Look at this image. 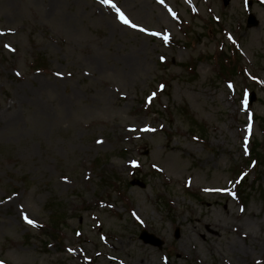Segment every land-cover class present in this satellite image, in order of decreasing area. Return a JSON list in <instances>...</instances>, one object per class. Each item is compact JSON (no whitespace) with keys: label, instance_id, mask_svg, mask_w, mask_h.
<instances>
[{"label":"rangeland","instance_id":"374dc122","mask_svg":"<svg viewBox=\"0 0 264 264\" xmlns=\"http://www.w3.org/2000/svg\"><path fill=\"white\" fill-rule=\"evenodd\" d=\"M255 138L264 0H0V264H264Z\"/></svg>","mask_w":264,"mask_h":264},{"label":"trees","instance_id":"16d2710c","mask_svg":"<svg viewBox=\"0 0 264 264\" xmlns=\"http://www.w3.org/2000/svg\"><path fill=\"white\" fill-rule=\"evenodd\" d=\"M229 60L232 61L233 57L230 56ZM237 67H238V64H234V70H236ZM192 121H194V120H192ZM193 123L198 124V122L196 120ZM251 151H252V153H250L249 159L247 157L243 160L241 165L239 164V165L235 166V168L238 170V173H237L238 175L241 173V170L243 169V167H245V164H247V165L251 164L252 159H256L258 161V164L261 163V162H259L260 160L263 161V159H264V146L262 144L258 143L256 146L254 145V147ZM115 189L117 191H121V189H123V187H122V185L119 184L118 186H116ZM242 190L243 189H239L238 192H239L240 196L242 197V199H244L242 196Z\"/></svg>","mask_w":264,"mask_h":264},{"label":"water","instance_id":"95a60500","mask_svg":"<svg viewBox=\"0 0 264 264\" xmlns=\"http://www.w3.org/2000/svg\"><path fill=\"white\" fill-rule=\"evenodd\" d=\"M248 19H249V23H248L249 26L257 25L258 20H256V19L254 18V16L250 15ZM252 96H253V97H252L251 101H253V100L255 99V96H254V95H252ZM141 237H142L145 241H150V242H153V243H155V244H157V243H158V244H161V241H160L159 239H157V238L155 239V237H154L153 235L147 233L146 231L142 232Z\"/></svg>","mask_w":264,"mask_h":264}]
</instances>
